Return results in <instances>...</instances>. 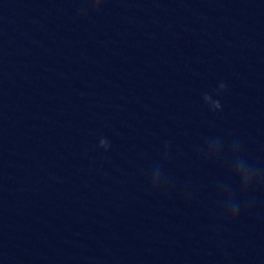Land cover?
<instances>
[{
	"label": "water",
	"instance_id": "95a60500",
	"mask_svg": "<svg viewBox=\"0 0 264 264\" xmlns=\"http://www.w3.org/2000/svg\"><path fill=\"white\" fill-rule=\"evenodd\" d=\"M215 137L264 173V0H0V264H264Z\"/></svg>",
	"mask_w": 264,
	"mask_h": 264
},
{
	"label": "clouds",
	"instance_id": "9594fccd",
	"mask_svg": "<svg viewBox=\"0 0 264 264\" xmlns=\"http://www.w3.org/2000/svg\"><path fill=\"white\" fill-rule=\"evenodd\" d=\"M102 0H90L91 11L96 12L100 10ZM81 12H86V9H81ZM226 88L224 83H220L216 90V93L223 91ZM203 100L209 105L211 110H219L221 104L219 100H215L209 94H204ZM207 149L203 151V155L206 159L211 160L214 163L221 161L222 156L227 152L226 166L228 179L230 183L220 182L218 186V203L221 205V215L225 219L234 220L239 214L241 209V199H238L234 194L238 191L240 197H245L249 190L264 183V173L251 163L244 155L241 154V150L238 143L227 144L222 141L221 138L215 137L207 139ZM99 147L105 151L110 147V142L101 138L99 140ZM165 159L167 153H164ZM149 184L152 190L164 189V181L168 178L162 171L161 166H156L148 173ZM232 185H235V190Z\"/></svg>",
	"mask_w": 264,
	"mask_h": 264
}]
</instances>
